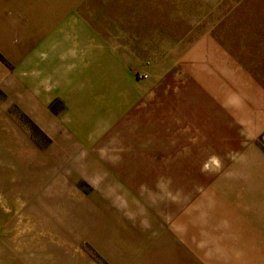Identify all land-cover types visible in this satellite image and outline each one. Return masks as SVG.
<instances>
[{
  "label": "crops",
  "instance_id": "obj_1",
  "mask_svg": "<svg viewBox=\"0 0 264 264\" xmlns=\"http://www.w3.org/2000/svg\"><path fill=\"white\" fill-rule=\"evenodd\" d=\"M29 4L0 0L6 94L13 66L31 59L54 79L58 65L148 61L182 84L167 90V155L198 164L209 182L151 264H264V0H37L32 13Z\"/></svg>",
  "mask_w": 264,
  "mask_h": 264
},
{
  "label": "rangeland",
  "instance_id": "obj_2",
  "mask_svg": "<svg viewBox=\"0 0 264 264\" xmlns=\"http://www.w3.org/2000/svg\"><path fill=\"white\" fill-rule=\"evenodd\" d=\"M117 62L58 65L56 79L37 59L13 66L0 90V264H151L209 182L167 155V90L181 82Z\"/></svg>",
  "mask_w": 264,
  "mask_h": 264
}]
</instances>
